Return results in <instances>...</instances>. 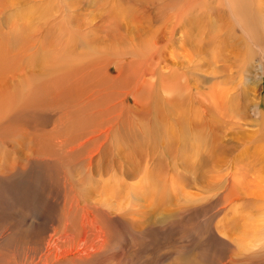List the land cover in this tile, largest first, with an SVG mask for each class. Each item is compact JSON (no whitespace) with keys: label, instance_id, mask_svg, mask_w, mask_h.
Instances as JSON below:
<instances>
[{"label":"rangeland","instance_id":"rangeland-1","mask_svg":"<svg viewBox=\"0 0 264 264\" xmlns=\"http://www.w3.org/2000/svg\"><path fill=\"white\" fill-rule=\"evenodd\" d=\"M230 1L0 0V52H9L8 43L14 40L18 31L25 29L32 34L28 35V41L33 42L35 35L36 38L43 35V39L47 43L51 41L53 45L68 42L69 49L76 48L79 40L92 41L93 46L85 50L77 49L71 57L79 67L81 77V81H77L76 85L74 83L73 94L52 96V100L44 101L43 108H35L31 122L25 126L31 136L37 137L38 145L44 148L47 156L58 161L47 163L42 169L31 167L19 170L13 180L0 184V264L37 263L38 256H31L33 244L37 236L42 235L46 223L60 226L63 219L61 209L66 198H72L74 194L79 197L85 190H92L93 193L102 190L100 177L95 176L92 182L82 179L79 183L81 187H71L70 173L78 161L64 156L56 147L57 143L68 142L89 132L93 136L96 132H102V138L93 146L97 148L104 142L106 131L113 126L121 127L128 119L141 125L142 120H154L160 116L158 110L161 109L165 87L162 77L158 75L160 70L153 74L154 61H157L153 52L159 49L160 53L156 56L160 55L162 62L175 70L177 67L168 64L180 61L175 56L182 50L183 37L187 38L189 44L183 48L192 56L196 49L192 46L195 36L205 38L198 44L199 53L194 57V62L184 59L185 66L180 65L176 73L167 78L177 86L174 92L176 95L178 92L177 99H181V104L185 102L183 104L189 108L192 100L195 110L189 116L200 123L208 121L210 144L217 138L223 154L216 163L210 158L208 166L204 165V168L211 170L215 166L218 176L212 178L213 174H208L207 182L211 185L203 191L199 180L194 184L187 180L184 173L178 175L172 186V206L161 210L164 212L172 207L173 211L172 219L163 227L138 225L130 220L120 223L115 220L117 213L111 209L112 220L107 222L110 224V227L107 225L110 248L86 264H264V124H261L264 120V12L260 10L264 7V0H245L248 13L255 20L250 29H241V22L238 23L240 27L234 25L227 9L228 5H232L233 0ZM140 2L147 3L148 9L143 8L144 4L141 7ZM178 16L190 18L183 26L177 25ZM135 17L144 21L143 33H148V30L151 34L156 33L157 41L162 44L156 46L142 41L140 53L147 57L152 52L148 67L134 63L115 82L113 77L123 62L120 59L108 61L107 64L103 62L109 54L103 53V45L97 42L105 44L109 36L114 35L107 33L114 32L119 25V29L115 30L122 27L118 34L126 36L128 43L132 40L130 36L135 34L133 27L138 24L134 22ZM191 24L194 26L192 36H186ZM174 25H177V29H173ZM228 25L234 34H229L232 30ZM249 33L255 34L256 38L250 40ZM242 36L248 39L244 37L243 44ZM208 38L213 40L206 42ZM47 43L44 46L47 47ZM117 44L119 52L128 50V47ZM31 45L25 40L19 48L22 51ZM103 75L106 82L101 80ZM167 81L165 78V84ZM178 84L182 87L188 84L193 90L177 89ZM4 87L10 91L9 85ZM89 100L90 106L86 111L79 112L73 108L76 103H87ZM205 110L216 120V124L209 123L210 117L203 113ZM39 111L43 115L37 114ZM156 130L162 134V125ZM9 133H14L13 128L0 130L2 136ZM173 134L177 136L178 133ZM162 141V137L152 139L146 153L156 156L159 145L163 146ZM202 143L196 141V144ZM129 152L122 143L102 150L105 163L99 172L101 184H106L104 180H124V174H118L113 169L120 160L116 158L112 162L110 159L115 154L127 156ZM11 155L10 150L4 148L0 156ZM39 173H43L44 177ZM153 188L154 185L148 187L144 193H149Z\"/></svg>","mask_w":264,"mask_h":264},{"label":"bare ground","instance_id":"bare-ground-1","mask_svg":"<svg viewBox=\"0 0 264 264\" xmlns=\"http://www.w3.org/2000/svg\"><path fill=\"white\" fill-rule=\"evenodd\" d=\"M229 1L230 0H228V3ZM140 4L141 7L144 4L143 8L148 9L147 3L140 2ZM227 9L228 13L232 16L234 25L240 27L241 25H239V22L243 24L244 27L241 26V29H250L252 28L251 23H253V25L255 24L254 18L252 19L248 13L245 0H233L231 7L228 5ZM260 10L264 12V7L260 8ZM122 15L125 14L123 13ZM189 18L188 16L187 18L186 16H178L176 23L177 25L182 24L184 26ZM134 22L138 24L135 28L133 27L135 34H133L132 37L130 36L129 39L132 40L128 43L126 36L118 34L122 27L120 30H115L119 29V25H115L117 27L114 29V32L109 31L107 33L108 35H111L109 33L114 35L109 36L110 38L105 44L102 41L97 42L103 45L102 48L103 50L105 49L103 53L108 52L109 54V57L106 58L107 60L105 59L103 62H112L114 59H120L119 61H121V63L123 62L122 65L117 68L115 73L116 76L113 77V81L115 82L118 81V77L126 73L134 63H142L143 67H148V61L151 62L152 52H150V55L147 57H144V55L140 53L142 49L140 51L139 49L143 42H150L156 46L162 44V42L157 41L158 35L156 33L151 34L149 30L148 33H143L142 24L144 21L136 18ZM192 24L186 36H192V27L196 26V28L199 29V26L195 24H193V26ZM177 25H174L175 27L173 26V29H177ZM230 25L228 26L232 31L229 32V34L233 33V29ZM73 31L75 33V30ZM18 32L15 34L14 40L8 43L9 52H0V81H3V83L0 82V130L4 127H8L9 129L13 128L14 130L12 134L0 135V155L4 148L9 149L12 154L4 158L0 156V184H5L13 180L19 170L23 171L31 167L42 169L45 164L58 161V159H54L52 156H47L44 152V148L38 145L37 137L31 136L30 130L25 126L28 122H31V115L35 108H43L44 101L52 100V96L73 94V87L76 85L77 81H81V77H79L78 73L79 67L72 62L71 57L77 49L85 50L88 46H92V41L85 42L79 40V45L76 46V48L69 49L68 42H65V45H53L51 41L47 43L43 39V35H38L37 38L35 35L34 41L32 42L28 41V35H32L30 30L26 31L25 29ZM66 32L67 31H65V33ZM216 33L217 32H215V34ZM244 33V35H246V32ZM174 34L175 33H173V35ZM71 36L74 37V35ZM71 36L70 38H72ZM195 37L197 38L199 36ZM195 37H193L194 41L192 43V46L196 47V49L193 48V55H188V51L186 52L187 49L184 50L189 44L187 38L183 37L182 41L184 42L181 45V52L178 50L180 52L178 56L173 54L175 58L177 57L180 61H178L177 64L170 62L168 65L177 67L175 70H178L180 65L182 67L185 66L186 63L184 59H187L186 61L190 63L194 62V57L199 53L197 47L200 45L201 40L205 38L200 37L196 39ZM244 37L247 39L246 36ZM244 37L242 44L243 42L245 43ZM249 38L250 40L256 38L255 34L249 33ZM25 40L26 43L29 42V44L32 45L31 47H27L29 48L28 51L27 48L21 51L19 47L21 42ZM212 40L213 38H208V40L205 41L208 42ZM117 42L123 48L128 47V50L119 52L116 48V46H119ZM194 42L198 43L194 44ZM252 42L254 43V41ZM46 43L48 45L47 47L44 46ZM163 47L159 46V48ZM153 53L154 57L157 58V61H154L155 69L153 74H157V71L160 70L158 75L162 77V83H164L165 87L161 97V109L158 110V115L160 113V116H156L154 120L151 118L144 121L142 120L141 125L135 124L133 119H128L126 124L121 127L117 128V125L113 126V128L106 131L103 138L104 142L97 148H93V146L97 143L98 139L102 138V132H96L94 136L92 132H89L76 136L68 142L61 141L57 143L56 147L63 152L64 156L78 161L72 167L73 171L70 173L72 177V181L70 180L72 183L71 187H81L79 183L82 179L92 182V177L95 176L97 178L100 177L99 185L102 190L99 193H93L92 190H85L79 197L74 194L72 198H66L61 209L63 219L60 226L56 227L51 223H46L44 231L42 230V235L40 237L38 235L36 243L33 244L31 256H38L37 263L34 264L89 263L101 253L108 252L107 250L110 248L111 240L107 222L112 220L111 209L117 213L115 220L120 223L130 220L136 222L138 225L155 224L154 227H163V225L168 224L170 219H172L173 211L171 210L172 207L171 209L167 208L164 212L161 210L163 207L172 206L174 194V187L172 186L178 179V175L184 173L187 175V180H190L194 184L199 180L198 184H200V188L203 189V191L208 190L209 185H211L207 182V175L211 173L212 176L213 174L212 178L218 176V170L215 166L212 167L211 170H206L207 167L204 168V165L208 166L210 158L216 163L220 155L223 154L220 145L217 143V138H215L214 141L212 140L210 144L208 134H211V131L208 121L200 123L189 116V114L193 115L195 110L192 100L189 108L185 107V104H183L185 102L181 104V99H177L178 92L177 95L174 92L177 86H175L174 81L167 78L168 76H172V73H176L175 70L168 68L165 65L166 63L164 64L162 62L160 55L156 56V54L160 53L159 49H156ZM129 59H131V61L126 62ZM15 63L16 67L14 66ZM1 75L4 77H1ZM165 78L168 79L166 84ZM101 80L104 82L107 81L105 76ZM6 85H9V92L7 87H4ZM178 87L177 89L184 88L189 91L192 89L188 84L183 87L178 84ZM196 95L198 96V94ZM182 97L183 96H181V98ZM195 98L194 96V99ZM89 106L90 100L87 103H76L73 108H75L76 111L83 112L86 111ZM40 111L37 114L43 115ZM203 113L206 117L209 116L206 110ZM172 114H174L175 117H173ZM158 117H160V120H158ZM209 117V123L216 124V120L212 118V116ZM261 124H264V120ZM160 125L163 127L162 134L160 132L158 134L156 130ZM178 125H180V127ZM114 129H116L115 133H113ZM262 129L264 130V127ZM174 132L178 133L177 136L173 134ZM161 137L163 139V146L159 145V152L157 155L154 156L153 153L152 155L147 154L146 148L150 146V141H152V139L158 140ZM146 139L148 141L147 144ZM196 141L200 143L204 142L202 143L204 145L196 144ZM117 143H122L124 147L130 150L127 156L115 154L110 159L112 162L116 161V158L120 160L116 167L113 166V169H115L118 174L120 173L122 175L123 173L124 180H109L107 182L104 180L106 184H101L102 176L99 172L104 168L105 163L102 150L106 151L112 144ZM143 167H145L144 171ZM39 175H41L42 178L44 177L43 173H39ZM155 182L157 183L155 184ZM153 185V190L149 193H144L145 189ZM38 198L43 200L42 196ZM101 207L104 209H101ZM104 216L106 217L105 219L103 218ZM104 221L106 223H104ZM257 226L260 225L257 224Z\"/></svg>","mask_w":264,"mask_h":264}]
</instances>
